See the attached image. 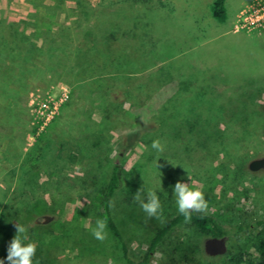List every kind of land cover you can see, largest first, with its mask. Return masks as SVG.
<instances>
[{
  "label": "rangeland",
  "instance_id": "rangeland-1",
  "mask_svg": "<svg viewBox=\"0 0 264 264\" xmlns=\"http://www.w3.org/2000/svg\"><path fill=\"white\" fill-rule=\"evenodd\" d=\"M214 1L0 0L4 264L16 223L39 264L122 263L109 228L103 242L91 231L115 165L110 212L134 259L179 215L177 181L201 189L202 215L226 226L264 219V171L248 168L264 156V32L234 33L244 0H227L224 23ZM140 189L145 201L157 193L163 223L134 201ZM209 238L182 222L151 264H248L264 224L225 238L224 255L206 253Z\"/></svg>",
  "mask_w": 264,
  "mask_h": 264
},
{
  "label": "trees",
  "instance_id": "trees-1",
  "mask_svg": "<svg viewBox=\"0 0 264 264\" xmlns=\"http://www.w3.org/2000/svg\"><path fill=\"white\" fill-rule=\"evenodd\" d=\"M226 2L227 0H215L211 6V12L214 19L220 23H224L227 20ZM121 185L122 178L120 175L119 167L118 165H115L103 195V203L104 217H107L108 219V228L122 245L124 261L119 264H151L154 260L157 248L162 240L175 226L184 222V218L181 214H179L177 217L170 220L164 228L160 229L157 232L156 236L151 242L148 251L144 255H142L140 259L132 258L130 256L128 244L124 240V236L117 227L110 212L111 199L114 194L120 189ZM191 223H193L204 235L216 238L233 239L260 225H263L264 219L251 222L250 224H236L226 226L212 216L193 213ZM101 264L109 263L107 259L102 258ZM228 264H241V261L238 259V256L230 255ZM248 264H264V240L259 242L257 246V254L254 256L253 260L248 262Z\"/></svg>",
  "mask_w": 264,
  "mask_h": 264
},
{
  "label": "clouds",
  "instance_id": "clouds-1",
  "mask_svg": "<svg viewBox=\"0 0 264 264\" xmlns=\"http://www.w3.org/2000/svg\"><path fill=\"white\" fill-rule=\"evenodd\" d=\"M151 147L157 152L164 151V145L159 139L154 140ZM189 180H191L190 177ZM173 193L176 198L177 211L183 216L185 223H191L193 213L203 214L207 212L209 205L201 189L191 187L190 183L177 181L174 185ZM142 197L143 193L140 189L133 196V199L140 204L148 217H155L163 223V208L157 193L149 190L146 201ZM81 207H83V204H81ZM107 227V217L98 218L95 222V227L91 230L93 237L101 242L106 240L108 236ZM15 228L16 235L7 249L6 259L8 264H39V260L34 259L36 257L37 244L34 242L26 243V241H29L27 227L16 223ZM0 264H4V260H0Z\"/></svg>",
  "mask_w": 264,
  "mask_h": 264
},
{
  "label": "built area",
  "instance_id": "built-area-1",
  "mask_svg": "<svg viewBox=\"0 0 264 264\" xmlns=\"http://www.w3.org/2000/svg\"><path fill=\"white\" fill-rule=\"evenodd\" d=\"M237 32H264V0H251L241 8L235 25Z\"/></svg>",
  "mask_w": 264,
  "mask_h": 264
},
{
  "label": "water",
  "instance_id": "water-1",
  "mask_svg": "<svg viewBox=\"0 0 264 264\" xmlns=\"http://www.w3.org/2000/svg\"><path fill=\"white\" fill-rule=\"evenodd\" d=\"M252 172L264 171V156L253 159L248 166ZM205 251L210 256L224 255L227 252V242L225 238H209L205 243Z\"/></svg>",
  "mask_w": 264,
  "mask_h": 264
},
{
  "label": "crops",
  "instance_id": "crops-1",
  "mask_svg": "<svg viewBox=\"0 0 264 264\" xmlns=\"http://www.w3.org/2000/svg\"><path fill=\"white\" fill-rule=\"evenodd\" d=\"M249 1H250V0H244V1L242 2L241 6H240V10H241V8L243 7V5L246 4V3L249 2ZM226 7H227V2H226ZM240 10L238 11V14H239ZM238 14L235 16V18H234V20H233V22H232V29H233V32L236 33V34H238L237 31H235V30H236V28H235V25H236V19H237Z\"/></svg>",
  "mask_w": 264,
  "mask_h": 264
}]
</instances>
